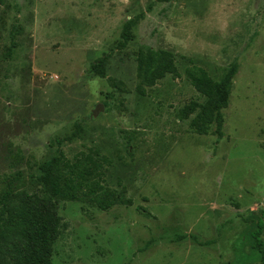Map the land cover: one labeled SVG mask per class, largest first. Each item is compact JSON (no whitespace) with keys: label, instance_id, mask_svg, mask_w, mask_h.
<instances>
[{"label":"rangeland","instance_id":"obj_1","mask_svg":"<svg viewBox=\"0 0 264 264\" xmlns=\"http://www.w3.org/2000/svg\"><path fill=\"white\" fill-rule=\"evenodd\" d=\"M145 48L171 52L180 77L140 96ZM99 59L105 78L91 71ZM232 63L222 136L192 132L194 114L179 112L204 98L186 68L218 81ZM58 147L68 159L88 148L106 156V185L132 205L59 202L52 264H260L264 0H0V193L17 172L14 191L40 188L39 167Z\"/></svg>","mask_w":264,"mask_h":264},{"label":"trees","instance_id":"obj_2","mask_svg":"<svg viewBox=\"0 0 264 264\" xmlns=\"http://www.w3.org/2000/svg\"><path fill=\"white\" fill-rule=\"evenodd\" d=\"M133 21L124 23L120 47L131 40ZM14 46L11 42L9 53ZM91 65V71L100 78L106 74L98 62ZM238 65L232 63L226 73L216 81L197 65L191 64L185 70L189 84L204 100L191 101L184 106L179 116L188 119L189 128L198 135L212 132L222 136V111L227 108L232 80ZM166 76L180 77L174 55L166 50L140 49L136 56V92L145 96L149 88ZM111 85L113 79H109ZM73 132L65 140L71 142L77 137ZM60 144V142H59ZM111 165L110 160L97 149L88 148L68 159L58 147L57 154L42 163L39 175L35 178L38 189L14 191L11 183L22 178L17 172L8 181L6 189L0 193V264H52L54 246L61 234L62 218L58 213L59 202H83L101 210L108 211L116 205H132L121 192L111 190L105 181V172ZM264 211L252 232V248L260 253V264H264L263 231Z\"/></svg>","mask_w":264,"mask_h":264}]
</instances>
